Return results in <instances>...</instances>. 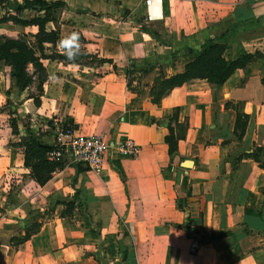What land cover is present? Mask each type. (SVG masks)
<instances>
[{
    "label": "crops",
    "instance_id": "0c3cea01",
    "mask_svg": "<svg viewBox=\"0 0 264 264\" xmlns=\"http://www.w3.org/2000/svg\"><path fill=\"white\" fill-rule=\"evenodd\" d=\"M110 1L90 0L81 8L86 12L79 15L91 17V41L77 31L82 48L89 53L91 45L117 67L130 62L148 69L131 75L132 90L113 67L91 72L85 81L82 69L90 65L72 64L76 74L56 71L57 76L44 66L38 103L26 95L22 105L59 116L75 133L103 135L111 145L98 171L73 165L66 156L43 184L24 165L19 148H4L0 174L15 173L23 199L20 208L0 212V218L23 222L19 232L28 234L10 250L0 237V260L264 264V0H173L169 17L162 0L161 18L149 23L160 24L157 34L168 33L166 43L129 20L106 21ZM23 27L36 28L33 38L37 27ZM214 50L221 68L224 61L242 60L241 65L219 83L207 74L188 76L151 100L158 77L187 74L195 62L210 61ZM106 65L112 66L100 67ZM0 131L5 146L15 134L8 126ZM41 139V145L52 146L51 133ZM127 139L140 146L135 158L116 147ZM184 160L191 166L183 167ZM30 186L33 197L26 199L22 194ZM33 198L39 201L31 205ZM193 236L202 241L195 253L189 250Z\"/></svg>",
    "mask_w": 264,
    "mask_h": 264
},
{
    "label": "rangeland",
    "instance_id": "374dc122",
    "mask_svg": "<svg viewBox=\"0 0 264 264\" xmlns=\"http://www.w3.org/2000/svg\"><path fill=\"white\" fill-rule=\"evenodd\" d=\"M64 1L65 6L62 14V25L60 33L57 36V41L55 45H44V53L47 57L50 58L59 57L58 53H61V55H71V53L66 52L65 49L70 50L72 52H75L74 50L82 49L81 41L77 39V31L82 30L87 39L91 41V29L88 28L89 25H91V17H89L88 15H79V13L86 12L81 8L84 9L85 5L87 7L86 3L90 0ZM170 3H174V1L163 0V11L166 17H169L167 14L170 8H173V5H169ZM5 4L6 3H3V5ZM120 5L121 7H119ZM125 7H130L132 8V10H127ZM141 12L142 6L140 0H111L109 4V13L103 16L106 17L105 20L108 22H113L114 20L120 22L129 20V22H132L133 24H137L139 26L147 28L149 31L156 34L158 40L163 43H166L169 39V35H166L168 33L163 32L162 34H157L155 32L156 30L154 29L161 28L160 24H156L155 26H153L152 24L147 22L143 17L140 16ZM10 13V11H6L2 7H0V20L5 19V22H0V43L3 41V36L33 41L34 38H32L31 34L36 31V28H25L20 24L14 23L9 16ZM11 15L15 16V14ZM34 16V13L30 14L26 11H22L18 14L19 18L26 20ZM109 17L111 18L108 19ZM46 28L47 30H51L52 26L48 24L46 25ZM111 32L117 33L116 29L112 30ZM87 49L89 54L91 55L90 57L84 58L81 57V55L79 54H74L76 55L75 57L80 56V61H83L85 65H90L83 67L82 69V79H84L85 81L91 80V72L94 74H99L102 71L107 70L108 67H111L112 69V66L107 65L105 67H100V60L102 58L97 56V54L93 52V48L91 47V45H89ZM217 52L218 51L216 50L213 51V56L210 61L205 60L204 62H195L192 67V70L183 76L207 74L213 76V79L219 78L222 74H224V70H222L221 68V62L218 59ZM42 63L46 68L48 67L50 72L53 73V76H57V74H54L56 71L61 74H76V71L78 69L77 66H74L70 63L53 61L50 59L43 60ZM129 63H119V66L116 67L119 73H121L122 75L124 74L127 77L128 86L131 87L132 90H134L136 89V82H134L135 78L133 76L131 77V75L133 73H136V75H138V73L142 74L145 71V68H148L147 66H144L145 68L135 69V64L133 63L134 67H131ZM145 65H149V63ZM11 70L12 69L10 67L9 61L6 58H0V128L5 130V126H8L10 127L11 133L15 134L9 137V142L4 146V144H2L1 142L3 131H0V153H4V148L9 147L12 151H14L13 148H19L18 150H21L23 153L26 152L29 163L37 164L38 172L35 174L36 177L39 178L41 176H44L45 178H47L51 174L50 172L59 169L63 165L62 161L53 160L51 158V152L55 151L58 148V139L55 135V128L64 126L66 124L60 123V117L57 115L49 116L46 114H42L39 110H35L33 108L32 110H29L28 108H26L25 105H22L26 95L28 97L36 98L37 100L39 99V96L41 95V90L39 88L40 83L36 79L34 83H32L29 88L25 90L21 88L19 84L16 83V81L11 77ZM29 70H31V67H29ZM182 78L184 77H173L166 79H164L163 76L158 77L155 81V84L151 86V100H156L165 88L179 82ZM22 91L24 92L22 93ZM46 133H51L53 136V144L51 146L52 150L45 154V156L48 157L47 162L44 158H41L44 153L41 149H39V145H41L42 143L41 136ZM13 163L14 159H12V164ZM70 163L73 165H84L85 167L90 169L88 165L84 163H78L72 160H70ZM3 166V160H0V167ZM16 180L17 179L15 177V173L13 174L12 170H7L4 171L3 174H0V203L2 204L0 207L1 213H7L12 208H20V201L23 199V197L19 196L18 194L19 183L16 182ZM32 190L33 187L30 186L27 189L28 193H24L22 195L26 197V199H30L33 197L30 193ZM36 201H39V199L33 198V200L29 204L33 205ZM1 218L0 237L1 239H3V242L1 244H3V247L8 246L7 250H10V247L12 248L18 242L24 240L25 236L28 233L23 235L19 232V229L23 228V222L16 225V222H14V220L9 221V219H7V215H3ZM15 232L17 234H15ZM5 262L2 261V259L0 260V264H5Z\"/></svg>",
    "mask_w": 264,
    "mask_h": 264
},
{
    "label": "trees",
    "instance_id": "16d2710c",
    "mask_svg": "<svg viewBox=\"0 0 264 264\" xmlns=\"http://www.w3.org/2000/svg\"><path fill=\"white\" fill-rule=\"evenodd\" d=\"M3 3L6 4L3 5ZM0 6L3 7L6 11L28 10L35 14L34 17L28 20L20 19L17 16L9 14L11 20L14 23L23 26L34 25L37 27V32L33 35V41L3 36V41L0 43V58H6L9 61L10 67L12 69L11 77L16 81V83L19 84L21 88L25 89L29 87L37 79L40 83L39 88L41 90L42 83L47 78L45 67L41 60L50 58L47 57L44 53V45H55L60 29L59 19L65 4L61 0H0ZM4 20L5 19L0 20V22H5ZM49 22L54 25V29L48 31L46 29V24ZM141 28L143 31L151 34L154 38H157L155 33L149 31L143 26H141ZM77 39L81 42H84V39L81 36H78ZM65 51L71 53V55H61V53H58L59 57H51V59H58L59 61H63L70 64H77L81 66L85 65V63H83V61H80V56L75 57L76 55L74 54H79L81 55V57L84 58L91 56L89 53H87L84 48L80 50H74L75 52L66 49ZM100 62L111 63L113 69H117L116 65L109 60L101 59ZM241 63L242 60L224 61L222 65V70H224V74H222L219 78L213 80H215V82L217 83L221 82L228 76V74L234 68L241 65ZM130 66L134 67L132 63L130 64ZM29 67H31V70H29ZM183 75L177 76L184 78H182L179 82L175 84H179L183 80L187 79V77L189 76ZM34 102L35 104H37L38 100L34 98ZM39 146V149H41L44 153V155L40 156L41 158H44L47 162L48 160L45 154L50 152L52 150V147L46 145ZM24 154V165L30 169L31 174L35 178L37 183L43 184V182L47 178H45L44 176H41L39 178L36 177L35 174L38 172L37 164L29 163L26 152Z\"/></svg>",
    "mask_w": 264,
    "mask_h": 264
},
{
    "label": "built area",
    "instance_id": "2783aa9c",
    "mask_svg": "<svg viewBox=\"0 0 264 264\" xmlns=\"http://www.w3.org/2000/svg\"><path fill=\"white\" fill-rule=\"evenodd\" d=\"M143 4L145 6L144 17L147 22H154L161 18L162 0H143ZM55 135L58 139V148L51 152L53 160L60 161L63 159V155L71 154L70 160L84 163L92 171L100 169L111 145L103 135L75 133L66 125L56 127ZM116 147L119 152L132 158L137 157L140 152V146L130 139L117 143ZM200 245L199 239L193 236L189 244L190 252H197Z\"/></svg>",
    "mask_w": 264,
    "mask_h": 264
},
{
    "label": "water",
    "instance_id": "95a60500",
    "mask_svg": "<svg viewBox=\"0 0 264 264\" xmlns=\"http://www.w3.org/2000/svg\"><path fill=\"white\" fill-rule=\"evenodd\" d=\"M66 156L71 157V154L63 155V158H65ZM181 165H182L183 167H190V166H191V161H189V160H184V161L181 163Z\"/></svg>",
    "mask_w": 264,
    "mask_h": 264
}]
</instances>
